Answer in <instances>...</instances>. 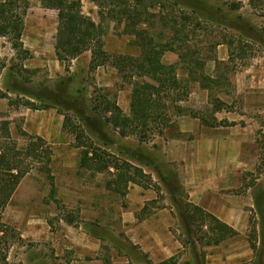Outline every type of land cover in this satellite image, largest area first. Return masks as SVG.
I'll return each instance as SVG.
<instances>
[{"label": "rangeland", "instance_id": "rangeland-1", "mask_svg": "<svg viewBox=\"0 0 264 264\" xmlns=\"http://www.w3.org/2000/svg\"><path fill=\"white\" fill-rule=\"evenodd\" d=\"M81 1L83 14L101 28L99 37L107 55L103 66L92 67V51L68 62L58 60V12L44 7L42 0H22L29 3L22 36L27 52L18 53L9 38L0 36V89L9 97H0V123L9 122L11 131L10 142L5 138L4 143L15 142L26 149L29 140L21 136V129L46 140L53 151L50 167L55 178L53 188L43 162L27 160L31 171L2 217L24 239L8 250L9 263L156 264L135 246L122 220L131 200L117 186L118 191L110 189L117 171L100 174L81 169L76 135L84 132L102 151L117 156L121 166L127 162L151 177L158 200L149 203L144 216L154 209L173 210L171 232L186 247L166 260L167 264H264V48L245 39L247 25L257 29L264 25V0H143L141 6L151 15L176 22V28L164 26L152 16L151 23L138 28L149 33L154 43H167L177 51L163 55L166 65H177L183 85L178 95L184 101L166 99L173 123L177 124L176 107L180 106L183 113L194 111L209 124L229 127L226 140H242L243 163L236 167L245 187L251 188L252 224L241 237L219 245H209L213 233L207 226L192 227L196 240L188 244L173 201L175 197L183 206L187 194L178 192L177 163L181 162L164 150L174 138L189 142L194 136L177 137L175 130H168L163 135L155 132L150 142L141 143L101 124L95 109L101 108L104 96L117 102L127 115L131 113L133 87L118 72L114 58L139 57L140 40L125 32V23L112 18L101 0ZM235 4L240 9L233 10ZM231 41L236 42L229 46ZM179 54L185 56L182 61ZM215 139L222 137L215 135ZM134 186L141 187L131 183L129 188ZM48 232L50 238L43 241Z\"/></svg>", "mask_w": 264, "mask_h": 264}, {"label": "trees", "instance_id": "trees-1", "mask_svg": "<svg viewBox=\"0 0 264 264\" xmlns=\"http://www.w3.org/2000/svg\"><path fill=\"white\" fill-rule=\"evenodd\" d=\"M142 3L143 0H136L135 2L133 0H101L100 2V5L106 7L104 10H108V14L112 18L118 17L119 22L125 23V32L128 35L139 38L140 42L138 44L141 48V54L136 58L132 56H116L114 58V65L118 72L123 79H128V83L133 87L130 115L124 113L117 102L110 101L106 96L102 97L101 108L95 109V111L102 120V123H100L110 125L121 137H136L141 143H147L151 141L155 132L163 135L168 130H175L177 137L182 136L177 124H174L171 119L170 106L166 103V99L171 97L175 103L182 102L184 99L178 95L182 91L183 85L178 77L177 65H166L163 62V55L169 51L177 52L176 49H173L172 45L167 43L156 44L149 33L145 30H138L142 24L151 23L152 19L150 17L152 16L157 17L164 26L171 25L176 28V22L174 21L175 23L172 22L171 24V21L164 16L149 14L141 9L145 2ZM42 4L44 7L58 12L59 27L55 50L60 62L74 60L84 52L92 51V67L97 68L105 64L103 58H107V55L103 53L102 42L99 37L101 28L83 14L81 0H42ZM240 7V4H235L232 9L238 10ZM28 8L29 3L22 2V0H5L0 4V36L9 38L13 48L18 53L27 52L22 36L25 28L24 16ZM18 10L20 11L18 12ZM247 30L245 39L252 40L264 48V25L260 29L255 28L253 25H247ZM235 42L231 41L229 46L234 45ZM93 43L94 45H92ZM239 43V47H241L242 43ZM95 47L97 49H94ZM95 54L101 61L97 59ZM179 57L181 61L185 58L183 54H179ZM199 64L203 65V63ZM184 96L188 97V95ZM0 97L9 98L1 89ZM46 104L43 102L45 108H49ZM181 108L180 106L176 107L178 116L187 115L198 118L206 126H223V123L209 124L194 111L190 114L183 113L184 111ZM19 131L21 136L29 140V145L24 150L20 149L15 142L9 143L11 140L10 123H0V264H10L8 250L16 241L18 243L24 242L19 231L5 224L2 217L21 182L31 171V163H27V160L31 158L35 162H43L45 172L53 188L55 186V178L50 167L53 160V151L49 148L47 141L32 136L22 129ZM5 138L9 142L4 143ZM76 141L78 142V148L81 149V169L100 174L110 173L112 169L117 171V175L112 174L115 180L110 183L111 190L118 191L119 189L122 192L124 191L123 194L126 195L131 183L145 189L153 187L151 177L142 169L124 161L122 163L126 167L121 166L118 163L121 160L117 156L109 154L108 151H102L101 147H97L92 138L84 132H79L76 135ZM260 169L259 166L258 171ZM177 184L178 192L184 193L185 191L178 181ZM116 186L118 189H116ZM186 198L187 203L183 205L184 207L180 205L181 203L175 197H173V201L186 228V237L189 239L187 240L188 244H194L196 240V235L192 229L195 226H198L197 228L203 226L210 228L213 233V241H210L209 245H219L226 239L239 235L229 225L192 204L187 195ZM198 221L202 225H196ZM250 222L252 224V221ZM251 246L253 251L256 252V244L252 243ZM163 264H167V262Z\"/></svg>", "mask_w": 264, "mask_h": 264}, {"label": "crops", "instance_id": "crops-1", "mask_svg": "<svg viewBox=\"0 0 264 264\" xmlns=\"http://www.w3.org/2000/svg\"><path fill=\"white\" fill-rule=\"evenodd\" d=\"M177 126L183 137L186 134L194 136L189 142L174 138L168 143V150H164L168 157L181 162L177 163L180 186L192 204L232 227L239 234L236 237H241L249 228V208H252L248 196L251 188L245 187L236 167L237 163H243L242 140H226L224 136L228 137L229 127L206 126L191 116H179ZM234 134L238 136V133ZM215 135L222 139H215ZM128 190L131 192L125 196L128 195L131 203L123 211L122 220L129 227L133 243L149 254L156 264L167 262L183 248L171 232L175 221L173 210L154 209L144 216L142 213L149 203L157 202V191L138 186ZM50 236L48 232L42 240L47 241Z\"/></svg>", "mask_w": 264, "mask_h": 264}]
</instances>
